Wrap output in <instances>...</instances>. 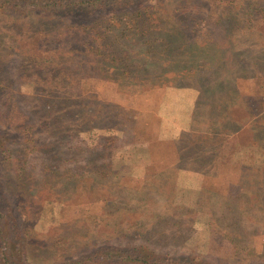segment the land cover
<instances>
[{
  "label": "rangeland",
  "instance_id": "obj_1",
  "mask_svg": "<svg viewBox=\"0 0 264 264\" xmlns=\"http://www.w3.org/2000/svg\"><path fill=\"white\" fill-rule=\"evenodd\" d=\"M72 1L0 0L14 264H264V0Z\"/></svg>",
  "mask_w": 264,
  "mask_h": 264
},
{
  "label": "trees",
  "instance_id": "obj_2",
  "mask_svg": "<svg viewBox=\"0 0 264 264\" xmlns=\"http://www.w3.org/2000/svg\"><path fill=\"white\" fill-rule=\"evenodd\" d=\"M145 0H73L71 2V6H74L75 13L77 16H83V15H89L92 10L104 8V9H110L111 11H126L129 10L133 6H140ZM62 2V0H60ZM58 4V2H56ZM140 16V15H139ZM81 18V17H80ZM22 190L25 187V180L22 178ZM7 205H4V204ZM7 206L8 208V202L6 195L4 196L3 193L0 192V240L4 241L6 245L4 247H0V258L2 260H5L6 262H9V264H14V259L18 255L15 254L13 251V238H15V235H12V232L9 231L8 228H10L8 219L6 218V211L3 210V207ZM17 235V234H16ZM115 252V251H113ZM115 253H121L119 251ZM98 256H102V254L98 253ZM109 258H111L112 253H110ZM93 260V258H89ZM140 258H135L131 256L129 253L126 255L119 254L117 256V259L113 260L115 262H125V263H137L139 262ZM105 261V260H104ZM102 262V261H100ZM106 262H112L110 260H106ZM1 263V262H0ZM103 263V262H102ZM93 264V263H91Z\"/></svg>",
  "mask_w": 264,
  "mask_h": 264
},
{
  "label": "crops",
  "instance_id": "obj_3",
  "mask_svg": "<svg viewBox=\"0 0 264 264\" xmlns=\"http://www.w3.org/2000/svg\"><path fill=\"white\" fill-rule=\"evenodd\" d=\"M187 91L185 90H181L180 89V116L178 115L179 119H178V123H182V124H189L190 125V121H191V115L189 114V108L188 106H182L181 103L184 102V99L188 96V93H186ZM192 101V100H191ZM190 103V102H188ZM177 135L173 136L172 139L176 138ZM178 164V162L176 163ZM180 170H182L181 168H179Z\"/></svg>",
  "mask_w": 264,
  "mask_h": 264
}]
</instances>
